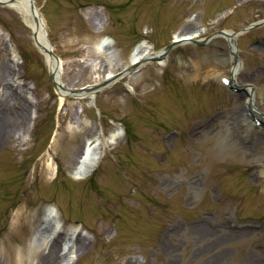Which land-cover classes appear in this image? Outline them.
Segmentation results:
<instances>
[{"label":"rangeland","instance_id":"rangeland-1","mask_svg":"<svg viewBox=\"0 0 264 264\" xmlns=\"http://www.w3.org/2000/svg\"><path fill=\"white\" fill-rule=\"evenodd\" d=\"M33 1L70 96L0 6V264H39L63 230L61 254L79 234L63 264H264V0ZM184 28L197 37L167 51ZM228 31L260 123L246 94L187 79L191 60L229 75ZM139 45L160 60L131 65ZM89 87L92 99L75 96ZM96 137L99 163L75 177Z\"/></svg>","mask_w":264,"mask_h":264},{"label":"bare ground","instance_id":"bare-ground-1","mask_svg":"<svg viewBox=\"0 0 264 264\" xmlns=\"http://www.w3.org/2000/svg\"><path fill=\"white\" fill-rule=\"evenodd\" d=\"M10 7L14 9L21 16L25 24L31 29L33 36L35 35V38H34L35 44L46 46L47 44H45L44 42L45 22L43 18L41 17L40 12L36 9L32 10L29 2L27 1H17L13 3ZM238 36H239L238 34H235L234 32H229V31L225 35V39L228 42L229 54L225 58L226 60L224 61L225 63L230 65V71H228L229 75L225 76L226 67H224L225 69H219L213 66H200L196 64L195 61L191 60L190 65H187L186 70H185V72L189 74L188 75L189 78L187 79L191 80L194 78H199L201 76H204L205 79L212 78V79L225 80L232 86H237L238 84H240L238 73L241 69V63L239 62L236 56L237 54L236 40ZM196 37L197 36H195L194 33H190L189 28H184L182 29L180 34L177 36L176 40L177 41L179 40L181 42H187V41H190L192 38H196ZM102 46H103V43L100 42L98 44V49L100 50ZM161 53L162 52L150 53L149 48L147 49L143 45H139L134 50V52L130 55V64L134 66H139L140 64H142L143 62L151 58L160 60ZM44 60L49 69V72L54 77L57 87H59L58 83H61V81H60V77H58L59 68H58L57 63L55 62L54 59L50 58L47 54L44 55ZM159 64L160 65L164 64V61L161 60ZM57 91H58L57 93L59 94V96L62 98L70 96L67 91H63L62 89H58ZM97 91L98 90H91L89 92L77 94L75 96L78 98L90 97L92 99ZM246 97L248 98L247 99L248 103L246 105V112L250 113L252 115V118H255L258 112L255 110V103H254L253 95L250 92V89H248ZM241 118L242 116H237L233 120L235 124L237 123L236 127L240 130L242 129V125L240 123ZM247 118L245 117V119ZM245 122H247V120H245ZM249 123L251 124V122ZM249 123L247 124L249 125ZM8 134L9 132H7V135ZM96 138L93 139L92 143L90 140L88 143L87 141H84L82 145L80 146L79 150L75 152V156L73 157L75 160L73 162L75 177H78V178L86 177L88 174H90V172H92L94 167L99 163L102 157V152L104 148L97 149V145L99 144L100 140H98L99 137H96ZM115 138H116V134L113 133L111 135V139H115ZM2 141L3 140H2L1 131H0V144ZM258 142L260 143V145H264V142H262V140H258ZM103 144L106 147L108 146L106 145L107 143L105 141H103ZM93 149L94 151L92 152ZM28 218H29V215L24 217V220L27 223L29 221ZM200 230H204V228L200 226ZM63 231L64 232H58L54 235V237L52 238V243L48 247H46V249H45L44 244L38 247V250H36V253H37L36 257L38 259L39 264H63V263H70V262H73L74 260H77L78 254L72 251V248L75 245H77L79 241L78 240L79 234L75 236L74 242L72 243L68 251L65 254H61V252L63 251L61 247L62 242L65 239V230ZM71 235H74V233ZM35 241H36V235H34V238L32 240V245H33V242ZM44 249L46 250V253L43 252ZM3 254L8 256V252H6L5 250L3 251Z\"/></svg>","mask_w":264,"mask_h":264},{"label":"water","instance_id":"water-1","mask_svg":"<svg viewBox=\"0 0 264 264\" xmlns=\"http://www.w3.org/2000/svg\"><path fill=\"white\" fill-rule=\"evenodd\" d=\"M17 1H27V2H29L30 7H31L32 10L36 9L33 0H0V6H11L13 3H15ZM256 25H260V24H252L250 27L242 30L241 32L246 31V30H248V29H250L252 27H255ZM223 35L225 36L226 33L224 32ZM33 37L35 38V35ZM44 42H45V44H47L46 46H41V45H36V46L39 48V50L41 51L43 56L45 54H47L50 58L55 60V62L58 65V68H59L58 77H60V60L57 57V55L54 54V52L52 50V47H51V45H50V43H49V41L47 39V35H46L45 32H44ZM178 43H179L178 41L173 42L170 46H168L166 48V50L167 51L170 50L171 48L176 46ZM49 77H50L51 83H52V85H53L55 90L62 89L63 91H68L69 92V90H67L61 83H58L59 87H57V84H56V82L54 80V77H53V75L51 73H50ZM98 89H99V87L98 88L97 87H89V88H86V89H83V90H80V91L89 92L91 90H98ZM241 90L244 91L245 89L242 88ZM75 92H77V91H75ZM71 93L73 94V92H71Z\"/></svg>","mask_w":264,"mask_h":264}]
</instances>
